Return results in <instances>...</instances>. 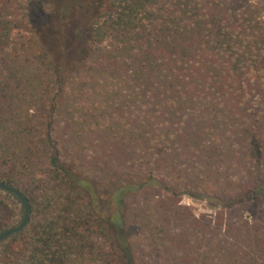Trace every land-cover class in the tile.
Returning a JSON list of instances; mask_svg holds the SVG:
<instances>
[{"label": "trees", "instance_id": "16d2710c", "mask_svg": "<svg viewBox=\"0 0 264 264\" xmlns=\"http://www.w3.org/2000/svg\"><path fill=\"white\" fill-rule=\"evenodd\" d=\"M21 22L38 48L25 61L11 54L12 35ZM110 32L124 47H135L126 50L133 52L135 68L132 96L123 110L135 109L138 117L129 145L138 144L140 152L151 145L147 149L155 152V160L170 154L161 130L179 126L199 102H208L205 115L222 127L230 118V127L242 137L234 146L242 149L249 176L218 188L219 200L201 187L198 197L226 208L264 201V122L259 118H264V0H0V182L22 192L30 208L27 226L9 240L0 264H140L130 222L132 197L148 191L172 196L178 189L156 170L141 180L95 181L63 156L55 133L60 98L69 76L78 74L94 44ZM24 91L43 95L41 120L30 115L31 107L22 112L18 94ZM22 102L29 106L33 100ZM107 127L114 132L112 124ZM187 127L181 156L195 161L198 173L207 167L202 164L209 147L204 139L189 137L201 133L198 127L194 132ZM180 128L183 136L185 127ZM125 136L115 135L116 146L106 140L104 159L120 150L126 155ZM7 209L12 216L13 208ZM243 228L224 260L264 264V235L250 236ZM95 235L105 239L100 258L92 250Z\"/></svg>", "mask_w": 264, "mask_h": 264}, {"label": "rangeland", "instance_id": "374dc122", "mask_svg": "<svg viewBox=\"0 0 264 264\" xmlns=\"http://www.w3.org/2000/svg\"><path fill=\"white\" fill-rule=\"evenodd\" d=\"M20 25L12 35L14 49L11 54L13 57L16 55L18 61H25L38 48L27 26L23 22ZM134 48L129 45L124 47L116 33L110 32L103 41L94 44L89 61L79 67L78 74L69 76L55 120V133L63 156L79 172L102 183L110 180L119 183L133 178L141 180L156 170L167 176L168 184L178 188L172 196L148 191L132 197L130 222L137 240L136 252L140 264H228L224 259L232 251L229 244L238 234L246 232L239 231L242 227L250 236L264 235V201L246 202L231 208L216 207L210 199L198 197L197 188L213 192L219 200L218 188L247 180V162L242 157V149L234 146L241 136L234 133L237 128L230 127L234 125L230 118L226 120L225 127L213 123L205 115L209 104L202 101L195 112H189L178 121L179 126L185 127L183 136L178 134L180 127L172 124L165 125L161 130V138H167L164 148H169L170 154L160 153V159L155 160V152L147 149H151V145L143 146L142 152L138 144L129 145L127 140L135 123L133 118L138 117L135 109L123 110V102H127V96H132V72L135 67L133 52L126 50ZM3 63L0 60L1 67ZM18 97L22 112L27 114L26 108L31 107L30 115L41 120L44 114L43 95L24 91L19 92ZM25 99H32V105H23ZM259 118L264 122V118ZM107 124L114 126V132ZM187 124L191 125L189 132H194L197 127L201 132L199 135L194 132L189 137L202 138L209 147L208 159L202 164L207 167L198 173L193 169L195 161L182 157V142L188 134ZM261 131L264 133V123ZM115 135L119 139L121 135L127 136L125 143L121 141L122 150H127L126 155L120 150L106 160V140L109 138L111 145L116 146ZM104 162L108 167L102 165ZM41 165L45 163L41 162ZM176 167L181 171L180 175L177 172L174 174ZM217 200L212 202L216 204ZM7 207L13 208L12 216ZM23 216L22 207L15 197L0 190V233L18 226ZM92 242L94 257L100 258L98 254L101 256L100 252L106 250L105 239L95 235ZM8 243L0 246V258ZM183 246H187L185 250ZM259 256L262 257L260 253ZM99 264L106 263L99 260Z\"/></svg>", "mask_w": 264, "mask_h": 264}, {"label": "water", "instance_id": "95a60500", "mask_svg": "<svg viewBox=\"0 0 264 264\" xmlns=\"http://www.w3.org/2000/svg\"><path fill=\"white\" fill-rule=\"evenodd\" d=\"M0 190L7 192L8 194L15 197V199L20 203L24 212L23 220L18 226L8 228L4 232L0 233V246H1L3 243L15 237L27 226L30 216V208H29L28 200L22 194V192H20L17 188L13 186H8L0 182Z\"/></svg>", "mask_w": 264, "mask_h": 264}]
</instances>
